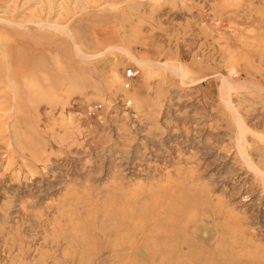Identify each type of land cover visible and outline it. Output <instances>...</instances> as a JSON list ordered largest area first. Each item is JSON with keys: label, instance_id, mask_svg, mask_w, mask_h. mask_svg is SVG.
<instances>
[{"label": "rangeland", "instance_id": "1", "mask_svg": "<svg viewBox=\"0 0 264 264\" xmlns=\"http://www.w3.org/2000/svg\"><path fill=\"white\" fill-rule=\"evenodd\" d=\"M0 264H264V0H0Z\"/></svg>", "mask_w": 264, "mask_h": 264}, {"label": "bare ground", "instance_id": "2", "mask_svg": "<svg viewBox=\"0 0 264 264\" xmlns=\"http://www.w3.org/2000/svg\"><path fill=\"white\" fill-rule=\"evenodd\" d=\"M16 59H17V58H15V60H16ZM175 201H176V199H175ZM167 202H169V201H167ZM173 202H174V201H173ZM170 203H172V200H171ZM174 203H176V202H174ZM174 203H173V204H174ZM143 204H144V203H143ZM126 205L128 206V204H126ZM126 205H125V206H126ZM169 205H170V204H169ZM171 205H172V204H171ZM171 205H170V206H171ZM174 205H175V204H174ZM175 206H176V205H175ZM177 206H178V205H177ZM123 207H124V206H123ZM171 207H172V206H171ZM124 208H125V207H124ZM130 208H131V207H130ZM132 209H133V208H132ZM123 210H124V209H123ZM164 210H165V209H164ZM178 210H180V208H178ZM130 211H131V210H130ZM169 212L171 213V209H169ZM169 212H166V213H169ZM119 215H120V214H119ZM165 215H166V214H165ZM166 217H167V215H166ZM134 220H135V219H134ZM134 220H133V221H134ZM135 222H136V221H134V223H135ZM138 223H139V222H138ZM138 223H136V224H138ZM148 224H149V223H148ZM150 225H151V223H150ZM182 225H183V224H182ZM133 226H134V225H133ZM138 226H139V225H138ZM134 227H135V226H134ZM140 227H141V226H140ZM137 228H138V227H137ZM143 228H144V227H143ZM167 228H168V227H167ZM141 229H142V228H141ZM162 229H163V228H162ZM169 229H170V228H169ZM130 230H131V229H130ZM130 230H129V231H130ZM135 232H136V231H135ZM169 233H170V232H169ZM121 236H122V235H121ZM144 237H145V235H144ZM144 237H143V238H144ZM174 246H175V245H174ZM153 249L155 250V248H153ZM171 249H172V248H171ZM175 249H176V248H175ZM175 249H173V251H172V253H171L170 255H173V254L177 255L176 253H179V250H177V249L175 250ZM183 252H185V251H183ZM195 252H196V251H195ZM181 253H182V252H181ZM185 253H186V252H185ZM196 253H197V252H196ZM153 256H154V252H153Z\"/></svg>", "mask_w": 264, "mask_h": 264}, {"label": "built area", "instance_id": "3", "mask_svg": "<svg viewBox=\"0 0 264 264\" xmlns=\"http://www.w3.org/2000/svg\"><path fill=\"white\" fill-rule=\"evenodd\" d=\"M126 75H127V78L130 80L131 78L135 77L136 71L133 69H129L128 72L126 73Z\"/></svg>", "mask_w": 264, "mask_h": 264}]
</instances>
